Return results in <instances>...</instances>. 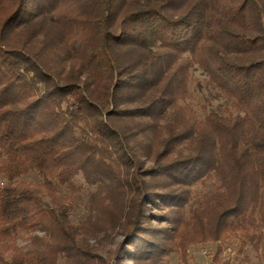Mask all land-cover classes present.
Wrapping results in <instances>:
<instances>
[{
  "label": "trees",
  "instance_id": "obj_1",
  "mask_svg": "<svg viewBox=\"0 0 264 264\" xmlns=\"http://www.w3.org/2000/svg\"><path fill=\"white\" fill-rule=\"evenodd\" d=\"M195 66L222 100L204 117ZM0 174V264L264 244V0H0ZM78 174L94 190L73 222ZM113 231L104 257L88 236Z\"/></svg>",
  "mask_w": 264,
  "mask_h": 264
},
{
  "label": "rangeland",
  "instance_id": "obj_2",
  "mask_svg": "<svg viewBox=\"0 0 264 264\" xmlns=\"http://www.w3.org/2000/svg\"><path fill=\"white\" fill-rule=\"evenodd\" d=\"M207 79L208 75L201 67L195 66L191 69V96L187 101L193 105L201 117H204L210 109L222 101L220 98L215 97L214 90L208 85ZM149 165H152V161L146 162V166ZM20 179L39 180V177L36 173L31 172L27 175H23ZM5 180L6 179L0 174V186ZM76 182L83 183L85 188L83 191L73 195L78 205L77 209L71 212V218L73 222L81 221L87 216L89 197L91 192L94 190L93 186H89L84 182L82 174H78L76 176ZM214 185L215 184L211 180H208L205 184H199L197 188L203 192L212 189ZM159 207L161 208H152V212L155 214H161L168 211L166 206H163L162 204H160ZM152 224L154 226H158L161 223L154 219ZM37 232L38 234H43V232L40 230ZM102 235L103 233L100 234L98 238H96L90 234L88 237L89 241L97 248V252L100 255L106 257L108 248L114 247L117 242L123 239V234L119 233V231H113L111 236L104 237ZM100 238L101 241H99ZM18 244L25 247L32 245L30 239L24 238L22 236H19ZM218 248L222 249L221 256L229 255L231 257V264H264V244L262 243L258 246H255L252 243H248L242 251L238 236H233L225 242L208 241L190 245L188 249L190 253L189 261L191 264H214L213 255ZM122 262L124 264H132V259L130 256H125L122 259ZM166 262L169 264H180L179 252L171 253L166 258Z\"/></svg>",
  "mask_w": 264,
  "mask_h": 264
}]
</instances>
